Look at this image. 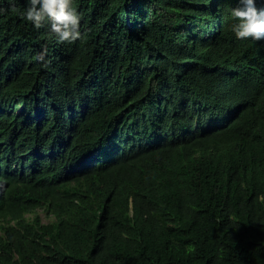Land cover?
<instances>
[{
	"label": "trees",
	"instance_id": "obj_1",
	"mask_svg": "<svg viewBox=\"0 0 264 264\" xmlns=\"http://www.w3.org/2000/svg\"><path fill=\"white\" fill-rule=\"evenodd\" d=\"M28 6L0 0V264H264V40L231 31L239 0H72L71 44Z\"/></svg>",
	"mask_w": 264,
	"mask_h": 264
},
{
	"label": "clouds",
	"instance_id": "obj_2",
	"mask_svg": "<svg viewBox=\"0 0 264 264\" xmlns=\"http://www.w3.org/2000/svg\"><path fill=\"white\" fill-rule=\"evenodd\" d=\"M240 5L232 9V17L236 21L231 25V31L237 39L254 41L264 40V7L257 8V0H239ZM29 6L24 13V19L36 29L50 22V30L56 35L59 43H74L81 38L80 16L72 6V0H28ZM6 9L0 7V14ZM46 46L36 59L45 61ZM47 67V62L44 63Z\"/></svg>",
	"mask_w": 264,
	"mask_h": 264
},
{
	"label": "rangeland",
	"instance_id": "obj_3",
	"mask_svg": "<svg viewBox=\"0 0 264 264\" xmlns=\"http://www.w3.org/2000/svg\"><path fill=\"white\" fill-rule=\"evenodd\" d=\"M38 212H39V214L42 217L44 222H49V221L54 219L53 217L46 216L45 212L43 210H41V209H39Z\"/></svg>",
	"mask_w": 264,
	"mask_h": 264
}]
</instances>
